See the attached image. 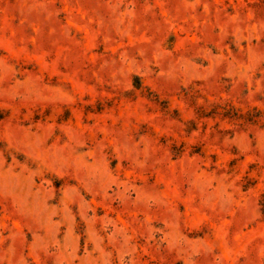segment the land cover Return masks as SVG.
I'll use <instances>...</instances> for the list:
<instances>
[{"label": "rangeland", "instance_id": "1", "mask_svg": "<svg viewBox=\"0 0 264 264\" xmlns=\"http://www.w3.org/2000/svg\"><path fill=\"white\" fill-rule=\"evenodd\" d=\"M0 264H264V0H0Z\"/></svg>", "mask_w": 264, "mask_h": 264}]
</instances>
